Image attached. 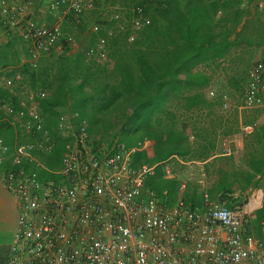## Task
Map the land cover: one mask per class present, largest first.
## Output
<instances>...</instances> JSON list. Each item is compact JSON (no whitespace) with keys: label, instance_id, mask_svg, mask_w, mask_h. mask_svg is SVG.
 Listing matches in <instances>:
<instances>
[{"label":"built area","instance_id":"obj_1","mask_svg":"<svg viewBox=\"0 0 264 264\" xmlns=\"http://www.w3.org/2000/svg\"><path fill=\"white\" fill-rule=\"evenodd\" d=\"M264 7V0L258 2ZM34 0L14 4L0 0L4 28L19 31L28 45L29 61L36 66L42 55L61 45L65 32L63 12L82 18L93 0H49L55 17L41 22L33 11ZM129 39L151 23L143 6L135 8ZM0 28V33L1 30ZM95 23L93 31H100ZM73 46L74 34L68 35ZM88 58H107V36L87 45ZM25 62H23L24 64ZM25 78L18 67L0 69V88H14ZM214 88L209 89L215 95ZM46 88L32 96L47 99ZM229 106L228 94L223 96ZM243 106H264V58L248 71ZM0 120L14 130V140L0 135V182L17 199L20 228L15 234L7 264H264V219L253 220L263 205V194L254 192L243 204L229 205L228 197L213 198L207 187L202 161L173 155L160 163H136L134 156L144 140L134 144L115 138L98 145L89 123L78 111L60 109L50 124L39 103L0 101ZM256 122H243L238 133L221 142L227 153H239L241 140L254 132ZM62 142L55 167L47 160ZM183 165L175 170V162ZM164 175H177L184 190L194 181L203 190L204 203L179 200L159 203L147 187L158 166ZM231 196V194H227Z\"/></svg>","mask_w":264,"mask_h":264},{"label":"trees","instance_id":"obj_2","mask_svg":"<svg viewBox=\"0 0 264 264\" xmlns=\"http://www.w3.org/2000/svg\"><path fill=\"white\" fill-rule=\"evenodd\" d=\"M254 1L95 0L97 6L108 7L111 12L107 19L101 17L103 20L98 21L101 25L105 23V27L122 20V13H131L133 20L139 5L144 8L143 14L151 17V23L130 42L131 25L126 30L120 28L118 32L109 33L103 24L100 31H93L92 26L71 10L66 23L77 24L83 34L88 30L89 41L74 50L75 46L68 41L72 33L64 30L61 50L55 47L44 53L36 66L26 59L23 69L34 86L40 84L52 92L49 98L39 100L50 124L55 123L60 109H68L87 118L98 145L115 138L130 145L141 138L144 145L134 156L136 163H160L173 155L188 157L201 136L194 132L198 129L203 133L202 149L207 152L216 143L218 118L214 115L215 104L205 95L210 75L208 71L196 70L195 66L200 62H219L242 44L264 43V34L260 28L252 26L254 20L250 18L249 4ZM256 20L262 21L259 15ZM102 35L107 36V58H88L87 45ZM81 39L78 37L77 41L80 43ZM11 41L9 39L5 45L15 47V42ZM24 45L28 58V45L26 42ZM2 50L0 45V62L11 61L9 52ZM17 53H14V62L20 61ZM240 55V51H233L231 61L239 62ZM232 82L236 83L237 79L233 77ZM15 91L0 88V101L7 99L18 105L20 98ZM224 94L226 92L216 91L212 96L222 100ZM260 107L263 106L257 108ZM197 108L209 111L202 112L204 117L199 119L203 126L198 118L188 115ZM245 122H256L257 126L245 144L250 169L241 183L243 193L250 187L264 190V119ZM193 133L194 140L191 139ZM0 135L6 142L14 140V130L6 120H0ZM61 152L62 142L48 158V165L55 167L58 163L53 159H58ZM180 184L177 175L165 176L159 165L147 187L155 191L161 204L173 206L184 199L200 205L197 187L188 184L182 190ZM216 190L228 197L231 206L245 201L227 196L230 184H219ZM256 219L260 222L264 219V198Z\"/></svg>","mask_w":264,"mask_h":264},{"label":"rangeland","instance_id":"obj_3","mask_svg":"<svg viewBox=\"0 0 264 264\" xmlns=\"http://www.w3.org/2000/svg\"><path fill=\"white\" fill-rule=\"evenodd\" d=\"M8 3L14 4L15 2L18 1H25V0H5ZM35 4L37 5V9L34 12L35 16L37 18H39V20L42 19L40 17H42L43 19H45L44 21L46 22H51L54 20V16L50 10L49 7V0H34ZM94 5L92 7H90L86 13L83 15V20L84 22L88 25V26H93L95 23H99L98 21L102 18L107 19V17L109 16V14L111 13L110 11H108V7H101V6H97L95 0H93ZM258 0H255L254 2L250 3V10H251V17L253 21V25L254 27L260 28L261 32L264 34V7H258ZM34 9V6H33ZM34 11V10H33ZM62 14V24L63 27L65 26L64 30L66 33H72L75 34L76 39L79 37L81 39V42L74 47V50L80 48V45H82V43H87L90 39V32L86 31L84 34L80 33L79 31V26L73 22H67L66 23V19L67 16L69 14V12L65 11ZM131 13H122V20H119V22L115 23L112 27H105V23H102V25L104 24V28H106L105 30L108 31L109 33L112 32H118L120 30V28H123L122 30H126L127 28L130 27L131 25V30H132V22L133 20H131L132 18H130ZM259 15L261 18V23L258 22V20H256V16ZM254 16V18H253ZM102 17V18H101ZM134 18V17H133ZM103 20V19H102ZM101 25V23H100ZM101 25V27H102ZM262 26V27H261ZM2 29V28H1ZM118 30V31H117ZM3 29L1 30L0 33V44L7 42L8 40H6V33H2ZM81 35V36H80ZM14 42H16L15 40H13ZM17 44L18 47L20 48V52H21V57H20V61L17 62L15 65H17L16 67L20 68L22 70V72L25 75L24 80L18 84L16 87H14L15 94L17 97L20 98L21 100H25L28 103H39V99L37 98H33L32 96V92L33 90H37L39 88H46L41 86L40 84H36V86H34L31 82V80L27 77L26 72L23 69V62H25V60L27 59V55H26V51L22 48V46L24 47V44L22 43V41H20L19 39H17ZM131 42V40H130ZM7 44V43H5ZM22 45V46H21ZM57 51L61 50V45H59V47H57ZM233 51H240L241 53V57L239 58V62H232L231 58H232V53ZM7 57V56H5ZM8 58L10 59H14L15 57H13V53L11 55V53L8 54ZM264 58V43L262 44H242L241 46H238L237 49H234L229 52L226 56H224L223 58L219 59V62H200L199 64H197L195 66L196 70H205L208 71L209 75H210V83L209 85L205 88V95L206 97L212 101L215 106H214V115L216 118H218V122L216 123V127H217V135L214 134V137L216 139V143L215 145H213V147L209 150V151H204L202 148V140L203 139V133H199L202 132L201 129L199 128V125L196 126V129H198L197 131H194L195 133H197L198 136L197 140H196V146L192 152V154H189L188 157H184L183 159L186 158H190V159H195V160H201L205 165L207 170L209 171L208 173L211 174V166H212V158L214 156H221L223 158L226 159L227 163V167L228 168H232L231 166L234 165L236 162L239 163L240 160V164H238V168L239 170H241V168L246 167L247 164H245V160L243 159V157L241 156V154L239 155V153H227L225 152L222 147H221V142L222 140L227 137L230 136L232 134L238 133L240 130V126L243 122L248 121V120H252V119H256L259 121H262L264 119V106L260 107V108H248V107H244L243 106V95H244V91L247 87V81H248V71L250 69V67L257 62L260 59ZM2 63V62H1ZM235 77L237 79L236 83L232 82V78ZM214 88L216 91L218 92H226V94H228L229 97V106L228 107H224L223 105V98L222 100L220 98H218V96H212L209 94V89ZM49 89V88H47ZM50 90V89H49ZM40 104V103H39ZM178 109V108H177ZM180 113L184 112L182 110H179ZM202 112H209L208 109H200L197 108L195 110L192 111V113H189V116H193L194 118H198V120L202 117H204V114ZM202 120V119H201ZM200 125L203 126L202 122L200 121ZM190 125L194 127V123L190 122ZM195 134L193 133L191 135V139L194 140L196 139ZM250 137V135L245 136V144L247 143V139ZM181 156V155H180ZM231 164V165H230ZM249 166V164H248ZM183 168V165L180 161H176L175 162V170H181ZM215 172V170L213 169V173ZM210 179V180H209ZM214 179V178H213ZM208 186L210 187V191L213 195H215L216 193H218L221 190H216V188L219 186L218 182L219 180L214 179V181H211L210 175H208ZM244 179L238 180V183L236 184V182H232L230 183V189L231 192L233 191H240V193L242 194L241 197H239V200H245V198L251 197L253 195L254 192L256 193H262V191L260 190V188H256V190L254 189H248L246 192L243 193V191L241 190V183L243 182ZM195 185L197 187V197L201 200L202 199V194L203 190L201 189L202 187L197 186L198 184H196L194 181H189V185ZM236 184V185H235ZM264 191V190H263ZM264 196V195H263ZM1 213L4 214V211L0 212V216ZM259 220L255 219L253 220V225L255 228L258 227L259 224ZM4 225V224H3ZM1 226V224H0ZM19 228H20V224H19ZM18 228V229H19Z\"/></svg>","mask_w":264,"mask_h":264},{"label":"crops","instance_id":"obj_4","mask_svg":"<svg viewBox=\"0 0 264 264\" xmlns=\"http://www.w3.org/2000/svg\"><path fill=\"white\" fill-rule=\"evenodd\" d=\"M36 4L34 5V9H33L34 12L37 9ZM40 18L42 19L43 22H46V21H44L45 19H43L42 17H40ZM0 28H4V26L1 23V20H0ZM2 33H6V36H5L6 40H9V39H11L12 41L15 40L16 41L15 44L18 43L17 39L22 41L23 44L25 42L24 39L21 37L19 31H17V30L3 29ZM7 42H5V43H7ZM5 43L0 44L1 48L3 47L4 51H8L9 53H11V55L13 53V57H14V53L18 52L17 54H19V58L21 57V52H20V48L18 47V45L15 47L14 46H8V45L6 46ZM22 48L26 51L25 47L22 46ZM9 60H11V61L2 62V63L0 62V69L6 70L7 68H10V67L16 68L17 65H15V64L17 62H14L15 60L11 59V58ZM240 143L241 144L239 145V147H240L239 155L241 154V156L245 160V164H247L246 167L241 168V170H239V168H238V164H240V160H239V163L236 162L234 165L231 166L232 168H228L226 165L227 161L225 158H223L219 155L214 156L211 160L212 161V166L210 169L211 174L208 173L209 171L207 170L206 165L202 162L204 164L206 171H207V183L210 180V179L208 180V175H210L211 181H214V179L217 178V180H219L218 184H224L225 183L227 185L232 183V182L233 183L236 182V184H237L238 180L246 178L247 172L250 169V165L248 166L249 162H248V158L245 154L246 153L245 138H243V140H241ZM199 161H201V160H199ZM213 169L215 170L214 173H213ZM207 187H208L209 192L213 198H216V199L220 198V196L222 195V191H219L218 193L213 195L210 191L211 186L207 185ZM249 189H251V187ZM257 189H258V187H257ZM254 190H256V188ZM260 190L262 191V193L264 195L263 189L260 188ZM228 193L231 194V196H233L234 198L242 196L240 191H237V190L233 191V192L229 191ZM201 194H202V199L201 200L199 199L200 200L199 202L201 204H203L204 203V197H203V193H201ZM263 198H264V196H263ZM2 211H4V214L1 213V216H0V224H1V226H0V264H7L8 259L10 257V253H11V246L14 242L15 234L19 228L20 210L18 207L17 199L14 197V195L12 193H10L6 188H4L2 183L0 182V212H2Z\"/></svg>","mask_w":264,"mask_h":264}]
</instances>
